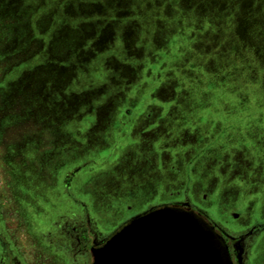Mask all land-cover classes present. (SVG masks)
Wrapping results in <instances>:
<instances>
[{
	"label": "rangeland",
	"instance_id": "rangeland-1",
	"mask_svg": "<svg viewBox=\"0 0 264 264\" xmlns=\"http://www.w3.org/2000/svg\"><path fill=\"white\" fill-rule=\"evenodd\" d=\"M24 92L44 130L5 137ZM0 134L4 264H87L85 229L186 190L264 221V0H0Z\"/></svg>",
	"mask_w": 264,
	"mask_h": 264
},
{
	"label": "water",
	"instance_id": "water-1",
	"mask_svg": "<svg viewBox=\"0 0 264 264\" xmlns=\"http://www.w3.org/2000/svg\"><path fill=\"white\" fill-rule=\"evenodd\" d=\"M91 253L92 264H235L214 225L176 205L134 215Z\"/></svg>",
	"mask_w": 264,
	"mask_h": 264
},
{
	"label": "flooded vegetation",
	"instance_id": "flooded-vegetation-1",
	"mask_svg": "<svg viewBox=\"0 0 264 264\" xmlns=\"http://www.w3.org/2000/svg\"><path fill=\"white\" fill-rule=\"evenodd\" d=\"M33 96H34V92H24V93H19V95H17V97L15 98L17 102H15L14 104H16V107L17 106L18 107L13 110H17L19 113V117L17 118L18 122H16V120L12 122L16 125L15 128L12 130V132L10 130L4 131V136L6 135L5 137H8V136L10 137V134L17 133L16 130H19V131L22 130L20 132H23V130L25 129V126H22L20 122L22 120L23 122H25V120H28L30 118H32L31 119L32 124H35L36 127L38 125V130H44L43 128L40 127V126H43V123L41 121L42 118H40L41 112H39L40 110L42 111V106L38 107L39 106L38 105L36 107L37 109H34V110L31 109L29 114H28V110L25 111V113L23 111V114L25 116L24 118H22L23 114L21 112V108L25 106V104H30L31 106H33V103L35 104V100ZM0 135H1L0 137L3 138L2 134ZM207 197H209V194L204 193L203 198L207 199ZM162 205H176V206L186 208V209L189 208L195 211L196 213H198L199 215H201L202 217H204L212 225H214L216 231L224 237L225 243L228 246L230 255L235 264H247V262H249L252 256V250H253L255 238L259 233L264 231V221L261 220V221L250 223L248 220H244V219L241 220V214H238V216L235 217V219L240 220L241 226L237 230H234V231L229 230L227 227L224 226V224H222V222H218L214 220L212 216L210 215V213L208 212L207 208H205V206L195 204L194 201L192 200L190 191H187V190L182 193L181 198H175L170 201L159 200L157 203H153L147 208H144L140 211L135 212V214H133L131 217H133L136 214L147 211L151 208L162 206ZM131 217L127 218L126 222ZM110 235L100 238L99 234L96 233V231H94L93 229H91V232L89 231V229L84 230L82 237H79L78 240L80 244V251L87 255V264H92L91 247L94 245L95 246L101 245ZM1 252H0V264H4V257H3V253Z\"/></svg>",
	"mask_w": 264,
	"mask_h": 264
}]
</instances>
